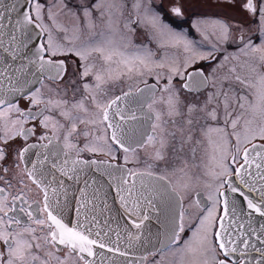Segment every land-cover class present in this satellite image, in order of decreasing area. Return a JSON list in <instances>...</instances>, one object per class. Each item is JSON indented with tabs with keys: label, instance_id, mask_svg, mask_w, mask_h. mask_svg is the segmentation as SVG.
Returning <instances> with one entry per match:
<instances>
[{
	"label": "snow or ice",
	"instance_id": "snow-or-ice-1",
	"mask_svg": "<svg viewBox=\"0 0 264 264\" xmlns=\"http://www.w3.org/2000/svg\"><path fill=\"white\" fill-rule=\"evenodd\" d=\"M94 7L103 9L101 17L107 16L111 34L101 33L99 40L77 44L81 29L74 27L68 36L69 29L57 20L63 8L55 13L48 9L50 27L44 23L40 0H11L7 4L0 0V164L8 161L17 169L24 164L22 175L42 193V200L30 202L23 191L27 187L23 179L13 195L8 190L11 181L0 176L7 186L0 187V264H104L105 258H97L96 249L125 256L124 251L105 243L109 232H115L116 243L123 239L108 219L101 226L98 210L108 208L106 189L115 192L129 217L127 222L137 230L148 219L143 210L165 212V239L153 255L163 258L170 252L177 257V264H253L246 259L251 247L260 256L255 264H264V247L252 243L255 238L264 245V224L258 234L257 229L251 225L246 228L241 222L244 213L264 217V0L243 3L244 9L258 18L262 34L259 45L248 41L239 49L248 76L227 64L239 56L225 55L217 61L220 69L227 67L222 77H216L215 70L206 75L203 66L189 71L199 61L216 60V45L211 51H199L160 25L159 17L149 16L146 8L144 21L155 30L161 46L182 48L183 59L165 57L156 62L147 49L128 51L129 43L114 39L117 28L113 16L120 5L116 0H100ZM133 9L139 16L141 0H135ZM172 12L182 14L179 7H173ZM83 16L91 32L95 28L92 12L85 8ZM53 28L66 33V43L53 36ZM124 28L134 31L129 23ZM212 28V35L219 40L229 38L227 25L214 21ZM240 40L243 42V36ZM94 54L102 64L88 62ZM73 56L79 58L80 65L73 67L76 62L69 60ZM165 67L168 74L161 85L162 74L153 69ZM146 74L155 75L156 83L148 84ZM89 76L92 83L86 81ZM176 77L179 79L174 84ZM122 80L131 81L127 90L121 88L120 95L109 96V89ZM234 84L241 86L239 92ZM210 86L212 90L204 93L203 99L199 95L182 97V93L200 94ZM45 89L50 95H45ZM69 89L73 94L82 89L85 95L70 101ZM16 98L27 100L29 106L21 108L14 102ZM53 109L66 123L45 114ZM30 122L32 126L25 127ZM79 125L86 127L78 131ZM81 136L85 139L83 147L79 145ZM17 137L25 144L10 143ZM32 137L37 142L27 143ZM186 149L193 159L199 149L209 152L214 162L210 175L219 183L216 194L208 196L210 208H201L200 193L190 182L183 184V191L171 182L170 177L177 172L187 175V159L178 155ZM83 152L103 154L107 159H83ZM121 152L123 163H113ZM30 153L34 161L28 159ZM178 159L184 167L174 166ZM133 163L143 166L128 167ZM170 163L171 171L167 167ZM90 169L99 173V178L89 176ZM2 171L7 173L9 168ZM66 180L83 187L73 191ZM225 185L246 201V208L238 206L236 200L229 207L221 191ZM245 189L258 193L260 202L250 199ZM189 196L206 215L198 218L191 237L182 241L186 215L183 200ZM218 197H225L219 215ZM70 210L76 217L71 226L65 222ZM33 225L39 226L41 235ZM127 238L131 242L140 236L127 232ZM237 253L241 259H231ZM144 259L146 256L141 257Z\"/></svg>",
	"mask_w": 264,
	"mask_h": 264
},
{
	"label": "flooded vegetation",
	"instance_id": "flooded-vegetation-1",
	"mask_svg": "<svg viewBox=\"0 0 264 264\" xmlns=\"http://www.w3.org/2000/svg\"><path fill=\"white\" fill-rule=\"evenodd\" d=\"M44 7V23L51 27L52 22L47 18L48 9L55 13L60 11L63 8V11H60L57 20L64 27L68 28V36L72 35V29L74 27H79L80 31V41H77L79 44L81 41H87L89 39L99 40L101 38V33L105 35H110L111 33L108 30V25L106 23L107 16L101 17V10H97L94 5L100 0H40ZM112 2V0H105V3ZM116 3L120 5L119 9L114 13L113 19L115 21L114 27L117 28L114 39L121 43H129L128 51H132L136 48L147 49L151 51L153 55V60H160L162 54L165 57L179 58L183 59V51L178 47L166 46L162 47V41L155 40L152 36V32L155 30L151 25L144 21L143 9L148 10V15H155L159 17L160 25L165 26L167 30L183 37L184 39L190 41L196 49L199 51H211L212 45H216V60L210 61H199L193 65V68H190L189 71H192L195 68L204 67L206 75H212L215 70L216 77H222L227 72V67L220 69L218 67L217 61H220L223 56L227 55L229 57L239 56V60H229L227 64L229 66H236L237 72L242 76H248L250 73L246 67H243V61L245 57L240 55L239 49L243 47V43L251 41L253 44L259 45L262 42V34L260 30V25L258 18L253 14L247 12L243 3L244 0H141L142 10L138 16L135 10L133 9V4L135 0H116ZM255 3V0H254ZM66 5L67 7H64ZM173 7H179L181 9V15L177 16L172 12ZM88 8L92 12L91 21L95 24V28L90 32L85 26V18L83 16L84 9ZM131 21H138L136 23H131ZM214 21H219L220 23L228 26L229 38L226 41L219 40L217 36L212 35V24ZM125 23H129V27L134 29V31H128L124 28ZM152 31V32H151ZM53 36L60 42L66 43L63 37L66 33L58 31L57 29H52ZM208 36V39H205V36ZM243 36V42H241L240 37ZM124 38L123 40L121 38ZM156 43V44H155ZM70 62L75 61L76 64L73 67H76L81 64L79 58L69 57ZM88 62H95L97 65L102 64L101 59L97 54H94L93 57L89 58ZM158 62V61H156ZM115 67V65H113ZM155 70L157 68H154ZM161 73L160 84L163 85L166 83L167 67L161 68L160 71H155ZM148 84L156 83V76L153 74H147L145 77ZM179 77L174 78L173 83L175 84ZM86 81L89 83L93 82L92 76L86 78ZM47 83V82H46ZM83 83V81H81ZM127 83H131L128 81ZM127 83L122 80L115 87L109 89L108 95L115 96L121 94V88L127 90ZM182 83V81H181ZM140 87H143V84H139ZM227 86V85H225ZM233 87L239 92L241 86L239 84H234ZM211 86L208 89L203 90L200 94L194 93H182L183 96L188 98H193L194 96L199 95L201 99L204 97V93L211 91ZM45 95H50L45 89ZM85 95L83 90L77 91L73 94L71 89L68 90L67 98L70 101L78 100L81 96ZM159 95V93H158ZM21 108H27L29 102L22 98H16ZM90 106V104L88 105ZM36 109H33L35 111ZM239 109H237V112ZM46 115H51L54 119L59 120L61 123H66L62 117L59 116L58 110L53 109L51 112H46ZM15 118V114H13ZM32 123L25 125V127H31ZM85 125H79L78 131H81L85 128ZM43 131V130H41ZM229 131H231L229 129ZM49 134H51L49 132ZM37 142L34 137L30 138L27 143ZM235 143V141H232ZM13 145H23L25 141L17 137L15 140L10 141ZM85 139L83 136L79 138V145L83 147ZM36 151V150H34ZM171 151V150H169ZM143 156V154H141ZM183 158L187 159L188 167L186 169L187 175L181 172H177L176 175L171 176V182L176 185L181 191H183V184L190 182L195 191L200 193L201 208L207 209L212 206L211 200L208 199L209 194H216V186L219 181L212 178L210 175L211 171L215 168L214 162L210 160V153L205 152L202 149L197 151L195 159H193L187 152V149L184 153L178 154ZM117 161L115 163H123V153H117ZM83 159H96V160H106L103 154H89L87 152L82 153ZM14 159V157H13ZM28 159L34 160L35 157L31 154H28ZM142 164H129L128 167H142ZM175 167H184L181 163V160L174 161ZM3 167H8L9 171L4 173L2 171ZM24 164H21L20 167L14 168L12 164L8 161L0 164V176H3L5 179L10 180L12 187L8 189L13 195H15L20 190L19 180L23 179L24 183L27 185L23 189L27 193V197L30 202L42 200V193L35 185L27 179V177L22 175V170ZM162 167H164L162 165ZM168 170L171 171L173 164L170 163L167 165ZM218 171V169H215ZM209 185H211L209 187ZM0 187H7L4 184L3 180H0ZM219 199V197H218ZM192 197H186L183 200V207L185 209V228L184 232L181 233V240L183 241L186 238L191 237V231L196 226L198 218L202 215H206V211L201 212V208H197L194 203H191ZM220 203L217 205V213L219 215ZM26 220V217L24 218ZM37 227V235H41V230L39 226ZM46 231V229H45ZM175 247V246H174ZM0 248H2V242H0ZM158 250L146 252L143 256H146V259H136L133 262L128 264H174L173 256L170 252H165L163 258L159 254L153 255V252ZM63 256V252L59 253Z\"/></svg>",
	"mask_w": 264,
	"mask_h": 264
},
{
	"label": "water",
	"instance_id": "water-1",
	"mask_svg": "<svg viewBox=\"0 0 264 264\" xmlns=\"http://www.w3.org/2000/svg\"><path fill=\"white\" fill-rule=\"evenodd\" d=\"M10 2L11 0H5L6 4ZM20 2L22 3L23 0H20ZM15 15V13L12 14L13 18L15 17ZM88 172L89 176H96L99 178V173H96L94 170L90 169L88 170ZM65 182L73 188V191L75 190V188L83 187L82 183L73 186L71 181L66 180ZM106 191L108 208L103 210L102 212L98 210V217L101 221V226L103 227L104 220L108 219L110 227L112 229L118 230L120 232V236L123 237V239L119 240V242L116 243L115 241H117V237L115 235V232H109L108 237L105 239V243H107L110 247L119 248L121 251H124L126 255L120 256L116 252L110 253L104 249H96L97 258L103 256L105 258L104 264H128L129 262H133L136 259H141V257H143L146 252L159 249L165 239V232L168 224L165 212H157L151 209L143 210V214L147 215L148 219L144 220L143 227L137 230L127 222L129 217L125 214L123 208H121L119 201L116 198L115 192L111 189H106ZM221 191L225 192V197L229 201V207H231L232 201L236 200L238 202V206L246 208V201H243L242 198L238 196V194L230 192L227 189V185H225V187L221 189ZM245 192L246 194H248L250 199H253L257 203L260 202L258 193H247L246 189ZM71 196L72 193H70V198ZM225 197H219L220 210L223 208V200L225 199ZM65 222L69 223L70 226L72 224H75L76 217L74 211L70 210L65 215ZM241 222L245 224L246 228L248 225H251L252 228L257 229V232L259 234L260 225L264 224V217H260L255 213L251 215H247L246 213H244L241 214ZM126 230L127 232H131L133 234H139L140 239L132 240L130 242L127 238ZM252 243L255 244L257 248L264 247V245H260L258 241L255 240V238H252ZM247 251L248 256L246 257V259L251 260L253 264H255V261L260 259L259 254L251 247ZM231 259H241V257H239V253H237L233 257H231Z\"/></svg>",
	"mask_w": 264,
	"mask_h": 264
},
{
	"label": "rangeland",
	"instance_id": "rangeland-1",
	"mask_svg": "<svg viewBox=\"0 0 264 264\" xmlns=\"http://www.w3.org/2000/svg\"><path fill=\"white\" fill-rule=\"evenodd\" d=\"M151 32H152V31H151ZM152 36H154L155 40L158 41L157 43H159V41H161V40L156 36L155 32H154V33L152 32ZM155 44H156V43H155ZM181 49H182V48H181ZM162 58H164L163 54H162V57L160 58V60H156V61L160 62ZM160 69H161V68H157L156 70L153 69V71H154V72H155V71H160ZM155 73H157V72H155ZM146 75H147V74H146ZM173 257H174V258H173V263H174V264H177V257H176V256H173Z\"/></svg>",
	"mask_w": 264,
	"mask_h": 264
}]
</instances>
